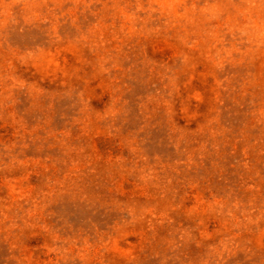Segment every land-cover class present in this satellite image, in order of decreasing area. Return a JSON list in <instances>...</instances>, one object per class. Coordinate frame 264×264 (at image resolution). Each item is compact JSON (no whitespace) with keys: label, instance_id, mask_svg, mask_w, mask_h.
Listing matches in <instances>:
<instances>
[{"label":"rangeland","instance_id":"obj_1","mask_svg":"<svg viewBox=\"0 0 264 264\" xmlns=\"http://www.w3.org/2000/svg\"><path fill=\"white\" fill-rule=\"evenodd\" d=\"M0 264H264V0H0Z\"/></svg>","mask_w":264,"mask_h":264}]
</instances>
